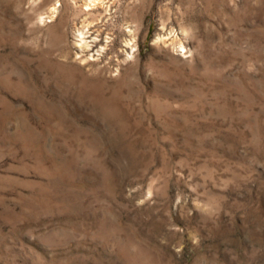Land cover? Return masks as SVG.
<instances>
[{"label":"rangeland","instance_id":"obj_1","mask_svg":"<svg viewBox=\"0 0 264 264\" xmlns=\"http://www.w3.org/2000/svg\"><path fill=\"white\" fill-rule=\"evenodd\" d=\"M132 1L0 0V264H264V0Z\"/></svg>","mask_w":264,"mask_h":264},{"label":"bare ground","instance_id":"obj_2","mask_svg":"<svg viewBox=\"0 0 264 264\" xmlns=\"http://www.w3.org/2000/svg\"><path fill=\"white\" fill-rule=\"evenodd\" d=\"M101 1L102 0H85V5H87V9H90V8H92V6L96 5L97 3H100ZM137 5H138L137 4V1L135 0V1H132L131 2V5L130 6L128 4L125 7L126 15L124 16L123 20L125 21V23H130V25H128L130 27L129 33H128L129 36H130V40H132L134 38L135 32H136V28H135V30L133 28L134 27L133 23L137 21V12H138V9H139V7ZM107 10H109V9L107 8ZM79 33L81 35H84L86 32L82 29V30H80ZM84 38H85V36H82L81 37V40H84ZM65 77L67 79H71L70 74H66Z\"/></svg>","mask_w":264,"mask_h":264}]
</instances>
